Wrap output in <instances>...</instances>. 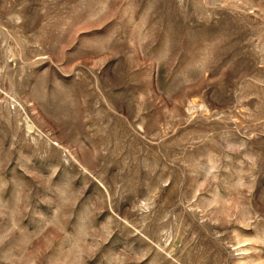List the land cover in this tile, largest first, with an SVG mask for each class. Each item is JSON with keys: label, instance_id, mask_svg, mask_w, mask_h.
<instances>
[{"label": "rangeland", "instance_id": "1", "mask_svg": "<svg viewBox=\"0 0 264 264\" xmlns=\"http://www.w3.org/2000/svg\"><path fill=\"white\" fill-rule=\"evenodd\" d=\"M0 264H264V0H0Z\"/></svg>", "mask_w": 264, "mask_h": 264}]
</instances>
